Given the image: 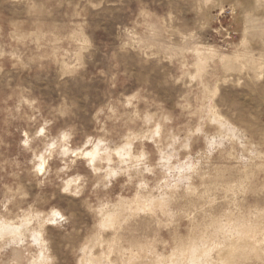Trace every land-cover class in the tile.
I'll use <instances>...</instances> for the list:
<instances>
[{
  "label": "rangeland",
  "instance_id": "1",
  "mask_svg": "<svg viewBox=\"0 0 264 264\" xmlns=\"http://www.w3.org/2000/svg\"><path fill=\"white\" fill-rule=\"evenodd\" d=\"M0 264H264V0H0Z\"/></svg>",
  "mask_w": 264,
  "mask_h": 264
}]
</instances>
